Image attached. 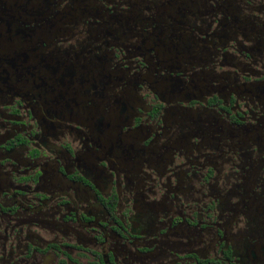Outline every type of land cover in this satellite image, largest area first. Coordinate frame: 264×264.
I'll use <instances>...</instances> for the list:
<instances>
[{
	"label": "flooded vegetation",
	"instance_id": "flooded-vegetation-1",
	"mask_svg": "<svg viewBox=\"0 0 264 264\" xmlns=\"http://www.w3.org/2000/svg\"><path fill=\"white\" fill-rule=\"evenodd\" d=\"M0 264H264V0H0Z\"/></svg>",
	"mask_w": 264,
	"mask_h": 264
},
{
	"label": "rangeland",
	"instance_id": "rangeland-1",
	"mask_svg": "<svg viewBox=\"0 0 264 264\" xmlns=\"http://www.w3.org/2000/svg\"><path fill=\"white\" fill-rule=\"evenodd\" d=\"M12 42L5 38H0V47L5 49L7 48Z\"/></svg>",
	"mask_w": 264,
	"mask_h": 264
}]
</instances>
